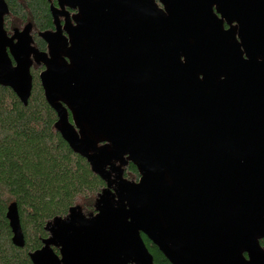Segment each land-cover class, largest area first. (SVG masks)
I'll return each mask as SVG.
<instances>
[{
  "label": "water",
  "instance_id": "obj_1",
  "mask_svg": "<svg viewBox=\"0 0 264 264\" xmlns=\"http://www.w3.org/2000/svg\"><path fill=\"white\" fill-rule=\"evenodd\" d=\"M57 2L44 54L29 26L7 39L0 0V86L26 106L42 63L54 129L105 187L95 214L48 222L30 262L154 264L144 235L170 264H264V0ZM5 217L23 248L16 203Z\"/></svg>",
  "mask_w": 264,
  "mask_h": 264
},
{
  "label": "trees",
  "instance_id": "obj_2",
  "mask_svg": "<svg viewBox=\"0 0 264 264\" xmlns=\"http://www.w3.org/2000/svg\"><path fill=\"white\" fill-rule=\"evenodd\" d=\"M24 1L21 6L7 0L12 14L23 19L31 14L40 28H51L46 0ZM56 120L37 78L26 106L11 89L0 86V264H32L28 254L42 247V240L48 237L46 224L56 217L64 218L75 206L83 208L85 214L93 212L95 199L105 187L86 160L62 140L54 129ZM129 177L134 182L139 178L132 164L124 169V178ZM13 202L24 236L23 248L12 244L5 217ZM142 238L154 264H170Z\"/></svg>",
  "mask_w": 264,
  "mask_h": 264
},
{
  "label": "flooded vegetation",
  "instance_id": "obj_3",
  "mask_svg": "<svg viewBox=\"0 0 264 264\" xmlns=\"http://www.w3.org/2000/svg\"><path fill=\"white\" fill-rule=\"evenodd\" d=\"M14 1L18 5H21V6H24L23 3L26 2L24 0H14ZM4 2L6 3V5L8 7V14L3 17L2 25H3V30L6 34L7 39L12 38L14 34L21 33L26 28V26H29V28H30L29 29L30 30L29 31V37L31 39V43H30L31 48L39 51L40 53L48 54L47 44L42 40V38L40 37V34L44 33V32H48V31L49 32L55 31L54 20H53L51 13H50V7L53 6L54 8L59 9L57 0H46V2L48 3V11H49L51 24H52L51 28H40L38 26V24L36 23V21L34 20V18H32V15L30 14V10H29L28 6H25V8H26L25 11L27 14H30V15H27V17H25L23 19L20 15H17L16 11H15L16 14H12V12L10 11L9 4H8L7 0H4ZM156 2H158V0H156ZM63 12L66 15L59 16L57 18V22L59 23L60 28L62 29L63 36H65L67 38L68 37L67 34L65 33V31H63L65 21H68L72 26H74L73 16L77 14V10L71 9L70 7H65ZM16 42H17L16 39L13 40L14 44ZM10 43L13 44L12 42H10ZM5 52H6L8 58L10 60L11 65L13 67H15L16 63L14 61V58L11 55L10 48L6 47ZM30 63L31 64H30L29 70H30V74L32 77V89H33L36 78L39 80V75L45 70V67L42 63H36L32 54L30 55ZM39 83H40V81H39ZM89 214H95V211L93 210V212L87 213L86 215H89ZM142 236H144V235H141V238H142ZM142 240H143V238H142ZM260 244L263 245V242L260 241ZM54 252L56 254H58L57 249H54Z\"/></svg>",
  "mask_w": 264,
  "mask_h": 264
},
{
  "label": "rangeland",
  "instance_id": "obj_4",
  "mask_svg": "<svg viewBox=\"0 0 264 264\" xmlns=\"http://www.w3.org/2000/svg\"><path fill=\"white\" fill-rule=\"evenodd\" d=\"M127 179H129L130 181H131V180L133 181V178H132V177H129V178H127ZM81 210H82V212L85 214L84 209L82 208ZM85 215H86V214H85Z\"/></svg>",
  "mask_w": 264,
  "mask_h": 264
}]
</instances>
